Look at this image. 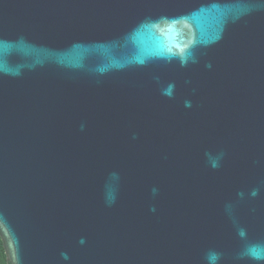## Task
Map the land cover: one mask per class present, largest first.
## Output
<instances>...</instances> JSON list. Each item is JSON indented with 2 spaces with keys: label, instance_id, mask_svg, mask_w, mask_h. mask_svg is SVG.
Masks as SVG:
<instances>
[{
  "label": "water",
  "instance_id": "95a60500",
  "mask_svg": "<svg viewBox=\"0 0 264 264\" xmlns=\"http://www.w3.org/2000/svg\"><path fill=\"white\" fill-rule=\"evenodd\" d=\"M9 264H264V0H0Z\"/></svg>",
  "mask_w": 264,
  "mask_h": 264
},
{
  "label": "trees",
  "instance_id": "16d2710c",
  "mask_svg": "<svg viewBox=\"0 0 264 264\" xmlns=\"http://www.w3.org/2000/svg\"><path fill=\"white\" fill-rule=\"evenodd\" d=\"M0 264H9L7 261V255L1 237H0Z\"/></svg>",
  "mask_w": 264,
  "mask_h": 264
}]
</instances>
